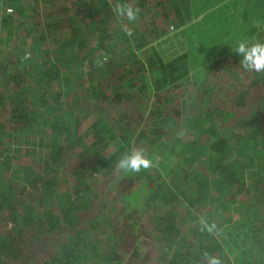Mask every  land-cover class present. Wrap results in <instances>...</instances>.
Listing matches in <instances>:
<instances>
[{"label":"trees","instance_id":"1","mask_svg":"<svg viewBox=\"0 0 264 264\" xmlns=\"http://www.w3.org/2000/svg\"><path fill=\"white\" fill-rule=\"evenodd\" d=\"M17 1L6 4L24 29L0 24V264H206L204 252L264 264V73L245 72L235 53L240 40L264 42V18L239 10L238 41L198 73L186 51L153 45L193 19L191 0H124L141 9L131 36L117 0ZM205 123L199 138L171 136ZM142 145L155 146L153 167L122 175L116 154ZM147 174L155 242L142 241V200L117 210ZM202 216L219 234L200 230Z\"/></svg>","mask_w":264,"mask_h":264},{"label":"rangeland","instance_id":"2","mask_svg":"<svg viewBox=\"0 0 264 264\" xmlns=\"http://www.w3.org/2000/svg\"><path fill=\"white\" fill-rule=\"evenodd\" d=\"M0 21L1 26L9 27V35L13 34L16 29H18L20 34V28L24 29V25L21 23H18L19 20V13L16 10V7H14V10L7 14L4 10L6 4V0H0ZM208 1L212 2L214 1L215 4L219 5V7L223 10V13H220L219 11L212 12V15L207 17V12H205L206 6H204V3H207ZM205 2L204 0H191L192 7H193V19L188 23L184 24L181 27H172L166 34H164L161 39L154 41L153 45L156 49H159L163 56L170 57L173 55V53L180 52V51H186L188 57H190L191 62L190 63V72H196L202 71L204 66H206L211 61L221 58L226 54V52L229 50V48L235 44L239 36L234 35H241V21L245 22L241 17L239 10L243 8H247L251 13L250 19L256 17L258 19L259 17L264 18V0H208ZM11 5V4H10ZM208 10V9H207ZM17 11V12H16ZM248 15V14H247ZM243 16V15H242ZM9 21L7 23L6 19ZM241 19V20H240ZM247 20V21H250ZM258 22V21H257ZM0 26V28H2ZM23 35V34H22ZM6 37V35H5ZM243 38V37H241ZM27 41V39L25 40ZM0 46H4V43L0 41ZM28 52V51H26ZM9 71V70H8ZM8 76V74H6ZM9 77V76H8ZM5 78V73L0 71V79ZM13 78V77H12ZM210 83L212 87H219L220 80L219 78H215L213 76L210 80ZM208 90V89H207ZM198 93V92H196ZM211 93V92H209ZM206 92L205 95L209 94ZM89 120L84 123V127L89 125ZM208 125L205 123L203 125H200L196 128H183L182 130L173 133L171 136L175 137L177 134H181L183 138H188V140L199 138L202 136V134L208 133ZM163 142L172 143L171 139H165ZM160 145L164 146L161 141ZM139 146V145H138ZM143 148V145H142ZM165 148V146H164ZM202 154L204 156L207 155L208 151V145H205L202 147ZM155 152V146H153L148 154H153ZM165 152H171V149L165 151ZM123 154L121 152H118L116 156L121 158ZM157 159V158H156ZM2 163V159H0V164ZM168 166V165H167ZM10 171V177L12 173V169ZM121 171V170H120ZM126 172L122 170V175H124ZM149 174L145 177V179H140L138 184H135V188H137V193H132L129 197H126L125 201H119L117 204V210L119 215H124L127 211H133L134 204L139 206L141 203V200L143 201V204H141L140 207H137V213L135 215L139 218V223H141L143 228H147L149 236H141L142 241L144 239L149 240L151 242H155L157 234L156 231L153 230V221L154 219L152 217H149L148 220V213L149 208L151 207V198H149L150 193L146 196V192L144 191V188L149 189L148 192L151 191V187L157 182L153 181L148 177ZM119 181V176L114 179V183L117 184ZM146 183L145 187H142L141 183ZM161 184V183H159ZM158 185V184H157ZM134 188V189H135ZM144 197V198H141ZM123 202V203H122ZM121 203V204H120ZM149 204V205H147ZM237 211H241V209H236L232 216L236 218ZM219 234V232L217 233ZM220 239L223 240L224 247L228 251L230 257L235 260L236 259V252L233 247L230 245L232 244V240L228 238V236H218ZM140 246V242H139Z\"/></svg>","mask_w":264,"mask_h":264},{"label":"clouds","instance_id":"3","mask_svg":"<svg viewBox=\"0 0 264 264\" xmlns=\"http://www.w3.org/2000/svg\"><path fill=\"white\" fill-rule=\"evenodd\" d=\"M4 5L5 7L11 6L14 10L12 5ZM113 11L117 18L121 20L120 29L125 35L131 36L133 33L129 25L138 21L141 9L139 7H134L131 3L124 2V0H117ZM235 53L240 57L239 66L245 72L264 73V42L259 40H240L237 42ZM30 57L31 53L26 52L24 59L28 60ZM104 59L106 60L107 57L105 56ZM97 63H102L99 58L97 59ZM152 167L153 160L148 156L146 149L142 147L134 148L130 153H124L116 165L117 170H123L130 173H139L142 169L147 170ZM198 223L202 232L207 231L212 235L217 234V225L215 222H209L206 217L202 216ZM202 255L206 264H222L221 258L216 255L209 254L208 252H204Z\"/></svg>","mask_w":264,"mask_h":264},{"label":"crops","instance_id":"4","mask_svg":"<svg viewBox=\"0 0 264 264\" xmlns=\"http://www.w3.org/2000/svg\"><path fill=\"white\" fill-rule=\"evenodd\" d=\"M7 1V0H6ZM16 5H19V2H21V1H17V0H12ZM24 2H27V0H23ZM219 1V0H218ZM17 10V9H16ZM17 12V11H16ZM255 19H256V17H255ZM259 20H262L263 19V17H259L258 18ZM257 20V19H256Z\"/></svg>","mask_w":264,"mask_h":264},{"label":"built area","instance_id":"5","mask_svg":"<svg viewBox=\"0 0 264 264\" xmlns=\"http://www.w3.org/2000/svg\"><path fill=\"white\" fill-rule=\"evenodd\" d=\"M1 2H2V1H0V5H1ZM4 10H5L6 12H11L13 9H12L11 6H6V7L4 8Z\"/></svg>","mask_w":264,"mask_h":264}]
</instances>
